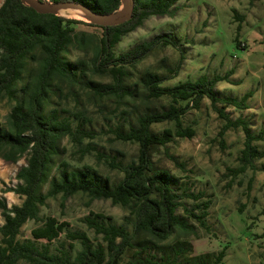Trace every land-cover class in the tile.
Returning <instances> with one entry per match:
<instances>
[{
	"label": "trees",
	"instance_id": "1",
	"mask_svg": "<svg viewBox=\"0 0 264 264\" xmlns=\"http://www.w3.org/2000/svg\"><path fill=\"white\" fill-rule=\"evenodd\" d=\"M41 1L81 3L95 13L109 15L119 11L123 4L122 0ZM133 1V17L111 27L55 14H40L23 0H5L0 7V107L7 99L15 102L6 127L0 125V158L17 163L28 156L27 165L17 174L21 183L5 190V193L14 192L23 197L24 202L9 207L5 199L0 200L4 219V224L0 225V264H122L129 251L149 242L147 238L166 241L177 229L186 227L178 210L185 197L194 195L177 194L174 176L167 169L159 168L153 156L174 138L195 136V129L185 127L183 117L192 110H200L205 99L224 121L219 134L224 148L228 131L242 129L245 134L240 167L231 171L234 176L248 170L256 172L257 161L264 159V150L256 144L264 141V132L255 135L248 121L243 118L233 120L226 113L227 105L248 109L253 92L246 93L241 99L221 98L217 93V84L227 81L231 72L225 76H202L175 86H162L164 81L179 75L185 60L182 51L179 63L170 69L171 76L147 70L140 80L147 99L168 97L171 104L159 112L143 113L128 131L117 133V140L138 145V155L133 162L124 165L111 161V167L121 172L123 179L109 187L87 172H70L68 164L62 162L60 178L53 179L47 194L42 193L64 139L70 138L74 145L83 147L84 141L95 138L92 132L74 129L71 119L62 117L59 108L46 111L52 94L63 93L65 87H74L83 78L84 69L66 60L70 49L90 52L91 72L111 78V83L91 86L94 95L122 102L136 94L131 90V84L139 64L159 46L178 47L174 35L163 34L137 44L123 54H116L117 45L143 26L146 19L152 16L173 18L180 9L177 7L179 0ZM238 18L243 20V17ZM80 26L95 28L100 35L82 30ZM240 29L238 26V31ZM236 44L240 46V42ZM25 78L28 80L18 89L17 85ZM163 123H173L175 128L155 133L153 126ZM92 151L95 149L88 145L83 155ZM260 170L264 173V165ZM77 194H85L91 201H111L114 206L127 211L128 216L121 225L108 224L109 217L104 213L91 211L85 223L95 232V239L84 231L70 230L69 222L55 216L41 217V209L49 198L62 196L66 201ZM208 206L205 205L200 216L192 215L202 226L206 225ZM30 221L37 225L31 231L32 238L21 240L22 229ZM63 237L65 240L60 242ZM77 243L81 246L78 251ZM141 254L140 250L134 251V260L130 264H162L150 252L147 257H141ZM225 255L222 250L214 262L201 260L199 264H222Z\"/></svg>",
	"mask_w": 264,
	"mask_h": 264
},
{
	"label": "rangeland",
	"instance_id": "2",
	"mask_svg": "<svg viewBox=\"0 0 264 264\" xmlns=\"http://www.w3.org/2000/svg\"><path fill=\"white\" fill-rule=\"evenodd\" d=\"M4 1L0 0V7ZM177 7L180 9L173 18L152 16L146 19L143 26L125 36L115 49L120 55L163 34L174 35L178 42L177 48L159 46L138 65L131 84V90L136 91L134 97L122 102L116 98L96 97L91 86L111 83V78L91 72L90 52L71 48L66 54L69 63L84 69L83 78L74 87H65L63 93L52 94L46 111L59 108L62 117L71 119L74 129L92 132L95 138L84 141L83 147L74 145L70 138L64 139L60 154L53 160L48 183L42 190L44 195L50 190L53 179L60 178L62 162L68 164L70 172H87L109 187L123 179L124 175L111 167V161L124 165L133 162L138 155V145L117 140V133L128 131L143 113L159 112L171 104L168 97L147 99L140 80L147 70L171 76L170 69L179 63L182 51L185 60L179 75L164 81L162 86H175L202 76H225L231 72L227 81L216 86L219 97L241 99L249 92H253V96L248 100V109L227 105L226 113L233 120L248 121L255 135L264 132V0H179ZM74 11L65 10L60 15L90 22L86 15L79 17ZM238 26L241 27L239 31ZM80 29L100 35L92 27L80 26ZM27 80L25 78L17 88ZM14 105L15 102L8 99L2 103L0 125L3 127ZM183 123L195 129V136L174 138L161 147L153 159L159 168L172 173L177 194L194 195L185 197L178 210L186 227L177 229L166 241L147 238L149 242L129 251L122 264H130L136 250L142 252L141 257H147L150 252L162 264H199L201 260L212 263L222 250L226 252L222 264H264V173L260 170L264 159L257 161L256 172L248 170L234 176L231 171L240 167L245 134L242 129L228 131L224 148L219 136L224 121L208 99L203 101L200 110L188 112ZM167 128L174 129L175 125L153 126L157 134ZM256 144L264 150V141ZM88 145L95 151L83 155ZM27 159L28 156L11 163L0 158V200L5 199L9 207L24 202L23 197L14 192L5 193V190L21 183L17 174L27 165ZM205 205H209L208 216L206 225L202 226L192 215L203 214ZM91 211L104 213L109 217L108 224L121 225L128 216L127 211L111 201H91L87 195L77 194L66 201L62 196L49 198L41 209V217L55 216L69 222L70 230L84 231L95 239V232L85 223ZM3 224L0 210V225ZM36 226L35 222H28L20 239L32 238L31 231ZM64 240L63 237L60 242ZM80 249L77 243L76 250Z\"/></svg>",
	"mask_w": 264,
	"mask_h": 264
},
{
	"label": "water",
	"instance_id": "3",
	"mask_svg": "<svg viewBox=\"0 0 264 264\" xmlns=\"http://www.w3.org/2000/svg\"><path fill=\"white\" fill-rule=\"evenodd\" d=\"M23 2L40 14L60 15L62 11L78 9L86 14L91 23L104 27H111L127 22L133 17L134 13L133 0H122V9L110 15L95 13L86 5L76 2L47 3L41 0H23Z\"/></svg>",
	"mask_w": 264,
	"mask_h": 264
},
{
	"label": "bare ground",
	"instance_id": "4",
	"mask_svg": "<svg viewBox=\"0 0 264 264\" xmlns=\"http://www.w3.org/2000/svg\"><path fill=\"white\" fill-rule=\"evenodd\" d=\"M71 10H76L74 11L75 13H77L79 15V17H83L84 15H86L85 13H83L81 10L78 9H71ZM73 12V11H72Z\"/></svg>",
	"mask_w": 264,
	"mask_h": 264
}]
</instances>
